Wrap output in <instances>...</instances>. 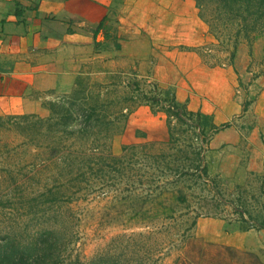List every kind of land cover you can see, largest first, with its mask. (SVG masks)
Returning a JSON list of instances; mask_svg holds the SVG:
<instances>
[{
  "label": "rangeland",
  "instance_id": "rangeland-1",
  "mask_svg": "<svg viewBox=\"0 0 264 264\" xmlns=\"http://www.w3.org/2000/svg\"><path fill=\"white\" fill-rule=\"evenodd\" d=\"M109 1L98 37L105 56L81 70L71 93L44 102L57 104L55 118L0 117V264L57 256L61 264H255L205 236L210 220L242 231L264 220V105L250 86L264 82V39L241 36V65L239 55L229 64L232 42L208 32L193 0ZM180 85L183 103L191 96L216 128L206 126L210 138L197 156L188 146L201 143L185 127L169 143L168 135L146 139L145 130L159 136V122L167 130L161 106L148 105L158 118L150 129L129 118L144 97L177 96ZM92 100L105 102L110 130L101 138L67 134ZM92 140L98 150L90 157Z\"/></svg>",
  "mask_w": 264,
  "mask_h": 264
},
{
  "label": "crops",
  "instance_id": "crops-1",
  "mask_svg": "<svg viewBox=\"0 0 264 264\" xmlns=\"http://www.w3.org/2000/svg\"><path fill=\"white\" fill-rule=\"evenodd\" d=\"M109 4V0H0V117L45 116V101L71 93L81 70L89 63L102 61L103 45L95 47L93 33ZM149 53L139 61L146 60ZM236 55V64L241 65L242 47H237ZM261 81L257 79L250 86L257 89L259 103L264 105ZM184 90L180 85L177 96L173 93L178 103L188 111L211 114L194 99L189 100L191 96L183 103ZM129 118L138 127L145 125L149 129L152 121L158 120L148 106L139 107ZM164 129L159 122V136L145 130L146 139L165 141ZM207 225V243L234 254H249L255 264H263L260 256L264 253V230L242 231L221 220H210Z\"/></svg>",
  "mask_w": 264,
  "mask_h": 264
},
{
  "label": "trees",
  "instance_id": "trees-1",
  "mask_svg": "<svg viewBox=\"0 0 264 264\" xmlns=\"http://www.w3.org/2000/svg\"><path fill=\"white\" fill-rule=\"evenodd\" d=\"M195 7L198 10L199 19L206 24L208 27V32L211 35L218 37L223 35L226 40H230L233 44V50L229 55V64H232L234 61V55L236 53L237 46L239 44V38L243 36L245 39H252L254 36L262 37L264 39V0H193ZM105 18H103L104 20ZM103 20L93 33L95 47H98L97 39L99 37V31L103 27ZM216 39V38H215ZM250 43V42H249ZM250 46V44H249ZM115 50H120V45L115 44ZM188 51H193L194 49L187 48ZM205 50H209L205 48ZM212 68V67H210ZM87 75H92L95 73L86 72ZM97 74V73H96ZM84 74H80L78 77H81ZM77 77V79H79ZM103 86L97 84V95H101L100 89ZM107 87L106 89H108ZM135 90H138L137 84L134 86ZM157 94L153 97H144L145 105L148 106H161L159 111L163 112L166 116V128L168 135V143L173 141L175 135L179 134L180 129L186 128L193 131L191 140L194 139L195 142L200 141L201 145L196 146L197 144L193 143L188 146L190 153L197 155L201 154V146L203 143H207L210 138L207 135L206 126L209 130H215L216 128L213 124L208 122V117L201 114L200 112H191L188 111L184 104H180L176 101L174 94L170 93L169 90H157ZM134 90L130 91L132 97L125 98V101H132L134 99L132 93ZM113 100H109L108 103H112ZM73 102V100H72ZM94 103L92 106L87 107L85 111H82V117L79 118L80 122L78 123V129L75 130H66V133L69 135H77L81 138H101V133L103 130L108 132L111 125L113 124V118L107 119L105 112V103L100 100H92ZM46 109L50 112L47 122L53 120L55 111L54 108L57 107V104L51 102L49 107L45 105ZM151 111H153V107ZM121 116L127 118L130 115L131 110L124 108L120 112ZM64 116L67 120H70L71 117L68 115V110L65 111ZM62 115L61 118L64 119ZM113 119V120H112ZM174 121V123H173ZM68 123V122H67ZM66 123V124H67ZM103 129V130H102ZM185 132V130H180ZM97 140H92V144L95 147L90 148L86 152L91 153L90 157L94 156L97 152L98 147L95 145ZM193 142V141H192ZM131 148H134V146ZM122 152L129 150L128 146L123 147ZM187 149L185 148V152ZM89 157V158H90ZM115 159V158H114ZM119 161V159H117ZM203 172L206 174V167H203ZM258 230H264V220L257 226ZM48 264H61L58 256L53 258L52 262Z\"/></svg>",
  "mask_w": 264,
  "mask_h": 264
}]
</instances>
